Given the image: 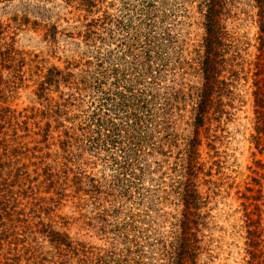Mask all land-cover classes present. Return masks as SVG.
<instances>
[{"label":"rangeland","instance_id":"1","mask_svg":"<svg viewBox=\"0 0 264 264\" xmlns=\"http://www.w3.org/2000/svg\"><path fill=\"white\" fill-rule=\"evenodd\" d=\"M201 1L0 0V264H178L190 148L201 198L197 264H246L245 215L255 206L264 213L253 96L258 7L228 0V87L197 126ZM148 21L160 44L155 87L139 67ZM135 72L156 99L125 176L117 147L98 134L99 101ZM119 118L110 111L109 121Z\"/></svg>","mask_w":264,"mask_h":264},{"label":"trees","instance_id":"2","mask_svg":"<svg viewBox=\"0 0 264 264\" xmlns=\"http://www.w3.org/2000/svg\"><path fill=\"white\" fill-rule=\"evenodd\" d=\"M258 7V27H259V57L257 72L255 73L256 80L254 82L255 91L254 108L256 120V143L262 142L264 137V0H255ZM228 0H202L198 5V10L203 19L204 34L202 37L201 51L198 55L197 67L198 74L201 75V86L195 93V125L199 126L210 120L209 115L216 113L214 108L216 104L214 97L216 93H220L227 89L228 84L221 80V74L224 72L226 61L224 59L225 47L228 35L224 25V18L227 15ZM146 31V39L144 40V49L142 54V61L139 65L137 59L132 60V70H137L139 67H144L143 73L151 76L153 83H149L153 87L158 86L156 81L160 77L162 66L159 69L153 70V61H158L160 58L159 46L154 33V23L151 21L144 23ZM0 53V67L6 59H3ZM139 65V67H138ZM138 67V68H137ZM159 66H157L158 68ZM135 78L125 81L126 87L118 91V84L114 83L112 89H108L107 93H101L99 101L100 110L102 112V119L99 121V135L103 137L105 143L116 146L117 150L122 156H117V168L121 171V175H127L126 172L134 171V164L131 161V155L137 151L136 148L142 147L146 132L152 126L154 112L149 105L151 101H155L154 95H149L148 89L142 82L143 74L135 72ZM128 82V84H127ZM139 88L135 89L134 85ZM151 87V88H153ZM133 102V103H131ZM164 106V105H163ZM167 104H165V107ZM159 108V107H158ZM160 111L164 108L160 105ZM116 111L123 123L116 124L109 121L108 115L110 111ZM159 109H157L158 111ZM124 122V120H127ZM123 124V125H122ZM124 126V127H122ZM101 131L103 132L101 134ZM190 148L188 152V161L182 168L183 191L180 194V203L183 206L182 210V236L181 249L179 254L178 264H197L195 259L197 239L195 231L197 228V219L199 218V208L201 205V198L197 192V187L194 183L196 178L195 158ZM118 158L121 159L119 162ZM131 161V162H130ZM131 174V173H129ZM128 174V175H129ZM258 199H254L257 201ZM264 213L255 206L253 212L246 213V254L249 259L246 264H264V229H262L261 221ZM253 216L257 220H253Z\"/></svg>","mask_w":264,"mask_h":264}]
</instances>
